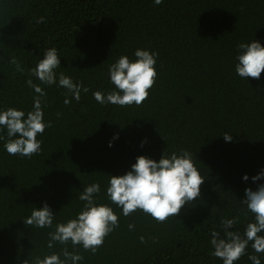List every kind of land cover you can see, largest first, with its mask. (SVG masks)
I'll return each instance as SVG.
<instances>
[{"label":"trees","instance_id":"1","mask_svg":"<svg viewBox=\"0 0 264 264\" xmlns=\"http://www.w3.org/2000/svg\"><path fill=\"white\" fill-rule=\"evenodd\" d=\"M253 39L264 44V0H0V108L32 110L27 81L40 83L31 69L49 48L61 57L57 72L89 89L65 105L66 89L42 85L52 126L38 137L39 154L11 156L0 141V264L61 251L48 249V233L81 210L84 187L99 182L100 202L109 203L110 175L126 174L138 156L158 161L182 150L205 178L201 197L163 223L112 205L119 227L96 253L75 251L81 264H222L210 233L223 235L222 219L238 218L231 230L243 234L253 217L239 200L264 169V72L248 80L235 72L237 45ZM138 48L158 54L149 98L140 106L97 103L93 92L114 90L109 66L122 55L135 59ZM44 203L57 213L53 229L25 225ZM248 252L255 254L251 245Z\"/></svg>","mask_w":264,"mask_h":264},{"label":"clouds","instance_id":"2","mask_svg":"<svg viewBox=\"0 0 264 264\" xmlns=\"http://www.w3.org/2000/svg\"><path fill=\"white\" fill-rule=\"evenodd\" d=\"M153 2L160 5L163 0ZM37 23H45V18L40 17ZM134 56L135 59H131L122 55L109 66L108 78L114 90L106 94L93 92L97 103L120 107L140 106L149 98L158 78V54L138 48ZM236 61L235 72L240 78L259 79L264 72V44L255 39L238 44ZM17 67L19 69V65ZM60 67L61 57L57 49H47L43 58L31 69V74L40 83L36 84L32 79L27 81L28 87L35 93L32 110L25 112L15 107L0 108V141H3V149L8 155L31 158L42 150L43 141L38 137H43L46 129L52 126L45 119L47 92L42 85L66 89L65 105L71 104L73 99L79 102L81 92L89 91L70 76L58 73ZM223 138L226 142L232 141L229 133H225ZM242 179L247 182L249 176L245 174ZM251 180L257 183L256 190L246 188L245 198L239 200L245 206V215L251 214L253 217L246 224L243 234L231 230L238 218L222 219L223 235L216 230L210 233L211 255L221 260L222 264H238L244 256L251 264H264V183H258L264 180V169L252 176ZM204 182L205 178L187 150L167 155L164 151L158 161L138 156L126 174L110 175L104 190V198L109 203L100 202L102 187L99 182L83 188L78 195L83 202L81 210L66 222H56L54 230L48 233V249H54L57 245L64 247L43 258L36 257L32 264H81L84 257L75 249L82 247L94 254L103 246L105 238L119 227L118 214L112 205L121 209L123 216L142 211L163 223L169 217H177L182 208L201 197ZM56 214L44 203L43 207L33 208L30 216L23 221L33 228L53 229ZM133 227L129 225L130 229ZM69 245L73 251H69ZM249 245L255 254L248 252Z\"/></svg>","mask_w":264,"mask_h":264}]
</instances>
